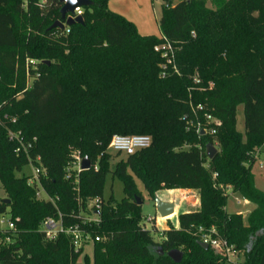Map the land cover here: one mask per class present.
I'll return each mask as SVG.
<instances>
[{"label":"trees","instance_id":"trees-1","mask_svg":"<svg viewBox=\"0 0 264 264\" xmlns=\"http://www.w3.org/2000/svg\"><path fill=\"white\" fill-rule=\"evenodd\" d=\"M89 1L84 24L61 30L50 29L61 20L60 0H0V184L10 200L0 216L15 226L0 264H76L83 252L67 236L48 241L42 232L59 214L100 239L93 264H176L171 251L183 253L180 264H230L199 244L204 235L244 264H264V233L252 241L264 232V193L252 172L264 146V0H217L214 10L205 0H162L160 38L109 10L112 0ZM164 41L178 71L165 76L155 52ZM10 131L22 133L28 152H16ZM115 135L149 136L152 145L112 169L105 151ZM209 144L218 150L211 161ZM76 156L92 168L70 179ZM29 164L44 170L39 184L17 175ZM109 174L123 183L121 202L104 200ZM136 179L154 200L162 190L197 192L200 208L180 214L158 243L143 225ZM228 191L256 206L247 225L227 212ZM96 200L101 209L90 212Z\"/></svg>","mask_w":264,"mask_h":264},{"label":"rangeland","instance_id":"rangeland-1","mask_svg":"<svg viewBox=\"0 0 264 264\" xmlns=\"http://www.w3.org/2000/svg\"><path fill=\"white\" fill-rule=\"evenodd\" d=\"M206 7L210 10L216 9L215 2L217 0H205ZM163 2L162 0H147L146 2L143 0L140 4V13H139V23L141 29L143 31L148 32L146 35H154L155 37H159V20L163 14ZM135 24V23H134ZM136 25V24H135ZM161 37V35H160ZM159 37V38H160ZM210 88H213V84H210ZM217 122V121H215ZM237 129L240 133L245 136V118H244V109L243 106L238 107L237 111ZM216 148V147H215ZM105 154H109L111 156V168L122 160H125L126 157L124 154L117 155L112 150H110L109 146L105 151ZM257 160L252 167V172L255 175V185L256 188L264 193V146L256 153ZM103 155V154H102ZM100 156V158L102 157ZM19 177H35V166L33 164H29L23 168L22 172L17 174ZM138 191L143 197V205H142V217H143V225L147 231L152 233L155 241L158 243H162L163 233L167 231V227H170V224L176 226L177 218L179 214L186 212L197 211L198 208H193L192 205L196 204L197 199H199V195L197 194H185L182 196L179 195L178 192H173L172 195L176 199V214L170 219H162L157 212L155 200L152 199L147 191L144 188L142 182L136 179ZM165 191V190H162ZM164 193V192H163ZM163 193H160L159 197L163 198ZM113 198L115 202H121L125 198L124 186L123 183L118 178H113L111 174L107 176L105 189H104V200L107 202L110 198ZM183 197L185 200L182 201ZM6 194L2 189L0 184V200L6 199ZM42 200H47L45 194H41ZM240 203V204H239ZM256 208V206L252 203H247L245 200L238 194H234L231 191H228V201L226 210L229 214H241L244 217V222L248 224V218L251 212ZM5 219V224L2 228L7 227V221L10 219V215L6 214L3 216ZM0 220L2 217L0 216ZM89 258L90 264L94 262V253L91 246L86 247L83 253L80 255L76 264H86V258ZM230 264H244V257H238L234 254L228 256Z\"/></svg>","mask_w":264,"mask_h":264},{"label":"built area","instance_id":"built-area-1","mask_svg":"<svg viewBox=\"0 0 264 264\" xmlns=\"http://www.w3.org/2000/svg\"><path fill=\"white\" fill-rule=\"evenodd\" d=\"M79 15H82V9H77L75 11V17ZM155 52L158 53L163 60V63L160 65V68L162 72L164 73V76L169 69H173L176 73L178 72L177 67H176V50L174 49L173 45L170 42L168 41L162 42L160 45L155 47ZM34 63H35L34 61H29V65L31 66L34 65ZM195 83L197 85H200L201 81L197 78ZM192 110H193V113L197 115L198 113L204 112V107L201 105L197 107L192 106ZM205 119L210 124L215 122L214 119L208 114H205ZM197 131L201 133L206 132V130L205 131L201 130L200 127L198 128ZM209 133L211 135H214L215 131L210 130ZM8 136L11 142L16 143L18 145V148L16 150L17 153H20L22 151L28 152V150L31 148V145H26L24 137L22 136L21 132L16 133V132L10 131ZM151 145H152V138L149 136L115 135L111 140L109 148L116 154H124L125 156H131L142 150L150 148ZM75 158L76 159L73 162L72 168L68 170V178L70 179H72L74 176H78L79 173L84 172L81 169L82 160L84 158L80 156H76ZM37 162H40V158L37 159ZM43 173H44V170L41 167L35 166L36 176L31 178L30 183L32 184L36 182L37 184H39V176ZM42 193L43 192L40 191L37 195L39 200H42L41 198ZM185 194H188V193H185ZM185 194H182V196H184ZM183 200H185L184 197H183ZM245 202L248 203V201L246 200ZM101 205H102V202L100 200H96L92 202L91 205L89 206L90 212L99 211L101 209ZM1 217H2V220H0V225L3 226L5 224V219L3 216ZM88 217L89 216H87V218ZM90 218H88V220L93 219L92 217ZM14 230H15L14 223L10 219L7 221L6 228L0 227V246L12 242L11 238L6 235L9 233V231H14ZM42 232L48 241H55L58 239L60 235L67 236L70 239L72 249L76 253L83 252L86 247H89V246L93 247L95 241L96 242L100 241L99 238L93 239L89 233L82 230L80 226L78 225H75V226L65 225L61 214H59L58 218H52V217L47 218L42 224ZM210 241L211 240L209 236L204 235L202 237V242L208 243L218 254H220L217 248V245H216L217 239L212 241L211 244H210Z\"/></svg>","mask_w":264,"mask_h":264},{"label":"water","instance_id":"water-1","mask_svg":"<svg viewBox=\"0 0 264 264\" xmlns=\"http://www.w3.org/2000/svg\"><path fill=\"white\" fill-rule=\"evenodd\" d=\"M60 1L64 4L60 12L61 20L53 24V26L50 29L64 30L66 27H72L76 24L83 25L84 21H83L82 15L75 17V11L77 9H83L86 7H90L93 5V3L90 2L89 0H60ZM206 154H207L208 159L211 161L218 154V150L212 144H209L206 148ZM91 168H92V164L90 160L85 157L82 160V164H81L82 171H89ZM136 200L139 206L143 205V201L140 198L137 197ZM0 203L9 205L10 200L3 199V200H0ZM155 203H156L157 212L162 219L168 220L175 215L176 204L174 202H164L160 198L156 197ZM263 233H264L263 231H261L260 233H257L256 236L252 238V241H254L257 237H259ZM199 244L205 249L210 248V245L208 243L199 242ZM160 253L162 254L163 251L160 250ZM168 257L171 258L176 264H180L183 260V253L180 251H171L168 253Z\"/></svg>","mask_w":264,"mask_h":264},{"label":"crops","instance_id":"crops-1","mask_svg":"<svg viewBox=\"0 0 264 264\" xmlns=\"http://www.w3.org/2000/svg\"><path fill=\"white\" fill-rule=\"evenodd\" d=\"M143 0H112L109 2L108 4V8L109 10H111L112 12L116 13V14H119L121 15L122 17H124L126 20H128L129 22L131 23H135L134 25L137 27L138 29V32L142 35V36H154V35H146L148 34V32L146 31H143V29H141V26H140V23H139V13H140V4ZM145 2L147 0H144ZM159 32H160V28H159ZM161 35V33H160ZM159 35V37H160ZM164 192V193H163ZM173 192H178L179 195L181 194H185V193H188V194H197V192H194V191H189V190H176V191H169V190H165V191H160L157 196H159L160 193H163V198L162 197H159L162 201L164 202H174L176 204V199L174 198V196L172 195ZM183 201V199H182ZM193 208H200V202H199V199H197L196 201V204H193L192 205ZM176 212V211H175ZM176 214V213H175ZM180 215V214H179ZM178 215V217H179ZM177 223H178V218H177ZM176 227H178V224L176 225ZM169 228L167 227L166 230H168ZM222 243V245L224 246L219 248V244ZM216 245H217V248L219 250V253L221 255H224V256H230L232 255L230 252H229V249L228 247L226 246L225 242L218 238L217 241H216Z\"/></svg>","mask_w":264,"mask_h":264}]
</instances>
